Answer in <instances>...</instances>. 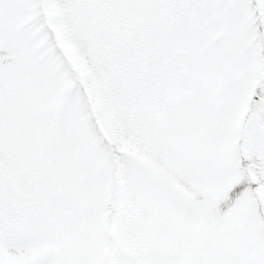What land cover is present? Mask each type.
<instances>
[{"label": "rangeland", "instance_id": "rangeland-1", "mask_svg": "<svg viewBox=\"0 0 264 264\" xmlns=\"http://www.w3.org/2000/svg\"><path fill=\"white\" fill-rule=\"evenodd\" d=\"M42 3L59 44L0 0V264H264V0Z\"/></svg>", "mask_w": 264, "mask_h": 264}, {"label": "trees", "instance_id": "trees-1", "mask_svg": "<svg viewBox=\"0 0 264 264\" xmlns=\"http://www.w3.org/2000/svg\"><path fill=\"white\" fill-rule=\"evenodd\" d=\"M35 1L37 2V5L39 7H41L40 14L44 19L43 24L41 26H38V29L41 32L45 31V35H46L47 41L49 43L52 42V40H55L58 43L55 31L50 26V23H49L48 19L46 18V14H45V11L43 9L42 0H35ZM247 1L251 7L252 13H257L258 10L256 7L255 0H247ZM257 2L260 3L261 0H257ZM256 20L258 22H256ZM254 22H256V24L259 23V25L261 24V19L259 18V15L254 16ZM49 26H50V28H49ZM47 29H49V31H46ZM257 31H258V33H257L258 37L256 39L259 40L260 35H261L260 27H257ZM50 49L57 50V47L53 46ZM60 49H61V46H60ZM258 56L260 59L262 58L260 52L258 53ZM73 61H75V60L73 59ZM72 80H73V78H72ZM255 86L259 88L258 84H256ZM71 87H73V89L81 92L75 83H73V85ZM81 87L84 90L89 88V79L88 78H86L84 84H81ZM254 92L256 93V89H253V93ZM251 101L253 103V101H254L253 97H252ZM248 110L251 111V107ZM245 121H246V119L243 115L241 126H244ZM98 127L99 126H96L95 128H98ZM88 128H89V126H88ZM99 132H100V130H96L94 132V134H98ZM95 140L98 141L99 146L101 145L103 148L106 147L107 151H105V152H110V160H111L110 165L115 164L116 166H120L121 165L120 152L123 149L121 144L119 142H118V144H115V142H114L115 146H110V142L106 136V132H105V134L101 133V134L95 136ZM236 144L237 145H235L234 152L236 153V156L238 158H240V162L238 163L237 167L241 171V175L243 178H245V181L239 183L236 187H233L231 190L225 192L221 196V198L216 202V204L214 205V207L212 209V213H211V218H212V221L214 223H217L222 218L226 208L232 204L234 198H236L239 195V193L244 189V187H247V190H248L250 195L254 194L252 187L254 186L256 181L252 177V172H250L248 170V166L253 165V164H256V165H259V164H257L256 162H254L250 158H246V156L243 153H241L242 147L244 145L241 137L239 138V140L237 141ZM102 147L100 148V150L104 151V149ZM113 148H116V150H114ZM252 198H253V200L252 199L251 200H252V202L254 201V205L258 211V214H259L260 218L262 219V222L264 223V206H262L261 202L256 197L252 196ZM109 209H110V204L108 202H106L103 206V210H104L105 215L108 213ZM262 228L264 229V226Z\"/></svg>", "mask_w": 264, "mask_h": 264}]
</instances>
